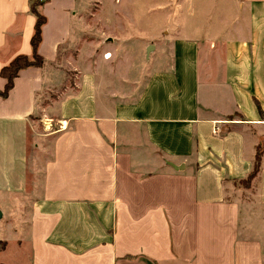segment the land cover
I'll return each instance as SVG.
<instances>
[{
  "label": "crops",
  "instance_id": "crops-1",
  "mask_svg": "<svg viewBox=\"0 0 264 264\" xmlns=\"http://www.w3.org/2000/svg\"><path fill=\"white\" fill-rule=\"evenodd\" d=\"M106 1L114 13L158 4L44 0L43 63L21 69L0 94V189L30 205L17 239L29 245L27 264H264L255 223L253 236L242 233L254 219L264 230V0L187 9L201 19L145 39L135 59L129 48L115 55L111 37L107 58L96 42L64 55ZM34 22L30 0H0V68L31 55ZM143 59L149 66H136ZM4 84L0 76V91ZM54 90L61 93L43 104ZM34 117L55 128L40 132ZM257 145L251 188L234 187L251 171Z\"/></svg>",
  "mask_w": 264,
  "mask_h": 264
},
{
  "label": "rangeland",
  "instance_id": "rangeland-1",
  "mask_svg": "<svg viewBox=\"0 0 264 264\" xmlns=\"http://www.w3.org/2000/svg\"><path fill=\"white\" fill-rule=\"evenodd\" d=\"M157 3L158 4H156V8H158L156 9L153 8L151 4H147L146 2H135V4L129 6L130 9L127 10V12L114 13L107 11L106 1L103 4L102 9L95 12V26L86 30L81 29L79 41L74 42V44H72L70 48L64 52V55L71 54L74 56L77 54L78 50L92 51L93 42H96L95 46L101 53V57L107 58L109 57L110 53L105 52L107 53L105 55V53H103V50L107 48L108 43L110 44V39L108 38L111 37V41L114 42V44L112 45L115 48V55L118 56L123 48V52H125V48H129V55L133 59H135L137 56L139 57L138 53L140 50H138V45H141V47H143L145 39L148 42L152 41V39H156L157 37H162L164 34L180 33L183 31V29H179L177 25L182 24L186 17H190L189 21H198V19H201V14L190 13L188 10L192 12L194 11L195 7L197 8V6L202 7L204 5V7L207 9L213 7L214 5V2H211V0H158ZM130 10L131 12H129ZM107 20L116 21L117 25L113 27H107ZM101 23L105 26L101 25ZM86 40H89V43L85 44ZM126 40H130L128 41L129 45L127 44V47L124 44H121L122 41ZM133 41L136 42L134 44H131V42ZM86 46H88L89 48H87ZM147 47H145V51L144 49L142 50L143 54L144 52H146ZM150 53L151 52L149 51L148 54ZM115 55L113 57H115ZM142 61V65H139L140 62L136 61V66H142L143 68L149 66L145 59H143ZM75 73L76 71L73 68H69L65 72L64 86L70 87L72 85V83L74 82L73 78L75 77ZM103 80L104 76L101 74L96 78V82L98 85L97 97L100 98V101H102L101 95H103L100 84H102ZM60 93L61 92H56L55 90L49 91L45 94L46 98L45 100H43V104L49 102L52 99H56ZM229 116L233 118L235 115ZM47 123L48 124H46L42 120H37L35 118V125L37 126V129L40 130V132H44L54 127V125L52 126L53 123ZM29 132L31 133V130H29ZM32 143L33 140L32 136L30 135L29 156L32 155ZM49 145L47 144V146ZM49 154L50 150H45L39 153L38 157L40 160H45L47 157H49ZM27 178L29 183L26 190L28 192L31 188L30 186L33 181L32 179L34 178L32 172L29 171V175L27 176ZM231 183L236 188H251V182L248 185H242L234 182ZM39 192L40 189L36 193L38 194ZM243 193V195L245 196H250L248 191ZM23 195L16 191L14 192L0 189V211L2 214L0 219V262H7V264H27V258H29V245L24 240L22 242L20 240H17L23 239V235L27 232L26 227L25 225H23V222L21 220V215L24 213L25 209L29 208L30 205L24 204V202L27 201V198H24ZM256 215L257 214L254 212V216ZM253 222L255 223V227L253 226ZM260 222V219H254L253 221H251V226L249 228H242V233L245 236H247L248 234H251L250 236H253L252 227H254V229L257 231L256 235L260 240H262V242H264V230L263 228L261 230L260 228H258V225L261 224ZM262 222L264 223V220ZM20 242L21 245H18L20 244Z\"/></svg>",
  "mask_w": 264,
  "mask_h": 264
},
{
  "label": "trees",
  "instance_id": "trees-1",
  "mask_svg": "<svg viewBox=\"0 0 264 264\" xmlns=\"http://www.w3.org/2000/svg\"><path fill=\"white\" fill-rule=\"evenodd\" d=\"M43 1L44 0H30V11L35 16L33 33L30 37V45L32 48L31 55L17 54L7 64L0 68V76L5 79L4 88L0 91V94L3 96L6 95L12 87L15 77L18 76L21 69L30 66H41L43 63V57L37 51L41 41V28L46 20L45 16L39 11V6ZM229 118L231 117L229 116ZM261 152V148L259 149V145H257L251 171L244 178L234 180V183L248 185L252 181L259 171Z\"/></svg>",
  "mask_w": 264,
  "mask_h": 264
},
{
  "label": "water",
  "instance_id": "water-1",
  "mask_svg": "<svg viewBox=\"0 0 264 264\" xmlns=\"http://www.w3.org/2000/svg\"><path fill=\"white\" fill-rule=\"evenodd\" d=\"M153 48L152 45H148L146 52L148 53ZM0 218H1V211H0Z\"/></svg>",
  "mask_w": 264,
  "mask_h": 264
},
{
  "label": "built area",
  "instance_id": "built-area-1",
  "mask_svg": "<svg viewBox=\"0 0 264 264\" xmlns=\"http://www.w3.org/2000/svg\"><path fill=\"white\" fill-rule=\"evenodd\" d=\"M106 54H107V53H105V55H106ZM105 55H104V56H105Z\"/></svg>",
  "mask_w": 264,
  "mask_h": 264
}]
</instances>
